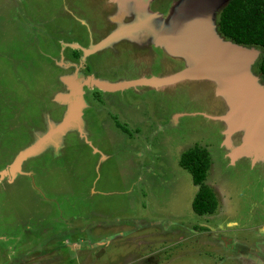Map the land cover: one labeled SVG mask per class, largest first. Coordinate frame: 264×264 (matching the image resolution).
I'll use <instances>...</instances> for the list:
<instances>
[{
    "label": "rangeland",
    "instance_id": "374dc122",
    "mask_svg": "<svg viewBox=\"0 0 264 264\" xmlns=\"http://www.w3.org/2000/svg\"><path fill=\"white\" fill-rule=\"evenodd\" d=\"M137 1L122 13L123 1L0 0V264H264V158L258 150L253 161L229 162L245 133L224 146L229 126L217 118L229 107L212 80L104 92L98 101L82 88L81 136H54L6 182L16 155L62 120L72 84L177 71L180 59L138 39L70 59L64 44H96L104 29L132 20ZM178 1L146 8L166 18ZM254 49L250 72L264 86ZM194 145L210 158L204 184L217 208L208 216L192 212L196 187L178 165Z\"/></svg>",
    "mask_w": 264,
    "mask_h": 264
},
{
    "label": "water",
    "instance_id": "95a60500",
    "mask_svg": "<svg viewBox=\"0 0 264 264\" xmlns=\"http://www.w3.org/2000/svg\"><path fill=\"white\" fill-rule=\"evenodd\" d=\"M113 1L118 4L123 1L121 7L124 12L128 8L126 5L128 0ZM228 1L179 0L170 9L166 18H159V14L147 11V0H139L137 6L128 10L132 20L118 25L96 44L87 48L69 45L70 48L81 51V61H83L87 56L119 40H135L142 34L150 44L161 49L168 56L182 60L185 65L182 69L165 76L116 82L87 77L80 85L72 84L70 101L66 103V112L62 120L16 155L8 167V181L10 182L16 174H20L22 163L37 155L54 136H63L71 129L76 130L81 136L83 123L80 117L85 103L80 97L84 85L110 93L137 87L156 90L183 80H212L217 86L215 93L223 97L229 107L225 115L217 118L219 121H225L229 126L224 133L226 137L223 141L224 146L229 147L230 141L228 143L227 138L232 134L241 130L245 133L239 146L230 148L227 155L229 162L233 164L243 156H248L253 161L258 150L260 157L264 158V86L259 84L257 76L250 72L258 52L253 47L237 45L222 38L214 22L216 12ZM65 98L67 99L68 96H64ZM234 116L237 119L230 122V118ZM257 139L260 145L257 144ZM247 148L248 152L244 153L243 150ZM250 152L251 156L248 155Z\"/></svg>",
    "mask_w": 264,
    "mask_h": 264
},
{
    "label": "trees",
    "instance_id": "16d2710c",
    "mask_svg": "<svg viewBox=\"0 0 264 264\" xmlns=\"http://www.w3.org/2000/svg\"><path fill=\"white\" fill-rule=\"evenodd\" d=\"M216 28L225 40L260 51L256 71L264 82V0H229L218 13ZM67 49L71 60L77 61L81 56L79 50ZM95 93L100 92L95 90ZM94 99L100 98L94 95ZM209 163L206 149L197 145L183 151L178 159L179 167L188 172L192 184L196 187L191 210L197 216L212 215L217 208L212 189L204 184Z\"/></svg>",
    "mask_w": 264,
    "mask_h": 264
},
{
    "label": "flooded vegetation",
    "instance_id": "af4514ba",
    "mask_svg": "<svg viewBox=\"0 0 264 264\" xmlns=\"http://www.w3.org/2000/svg\"><path fill=\"white\" fill-rule=\"evenodd\" d=\"M123 12H124V11H122V13H123ZM116 27H118V26H115V28H116ZM115 28H114V29H115ZM104 31H105V32H104V35L102 36V38H100L101 36H100L99 38H97V42L100 41L101 39H103L108 33L112 32L113 30L106 31V30L104 29ZM99 35H101V34H99ZM99 35H98V36H99ZM136 39H138V43H135V42H134V44H136V46L139 47V48H141L140 45H144V46H145L146 43H147V40L144 38V36H143L142 34L138 35V36L136 37ZM88 42H89V41H88ZM69 43H70V45H71V43H74V42H69ZM69 43H68V44H69ZM89 43H90V42H89ZM127 43L132 44V43H130V42H127ZM141 43H142V44H141ZM68 44H66V45L64 44V46H66L65 48H70ZM75 44L77 45V43H75ZM115 44H116V43L111 44L110 46L107 47V49H108L109 51H111V50L113 49V46H114ZM137 44H139V46H138ZM132 45H133V44H132ZM77 46H78V45H77ZM71 49H73V50H77V49H74V48H71ZM104 50H106V49H104ZM157 50H159V51L162 52V50L159 49V48H158ZM79 51H80V50H79ZM80 52H81V51H80ZM98 52H102V50H100V51H98ZM81 56H82V53H81ZM90 56H91V55H90ZM79 59H80V57H79ZM70 61H71V60H70ZM77 61H78V60H77ZM181 61H182V60H181ZM184 65H185V63L182 61V63L178 65L179 68L177 69V71L180 70V69H182V68L184 67ZM174 72H176V71H174ZM174 72H173V73H174ZM135 78H136V77H135ZM95 79H96V78H95ZM98 79H99V80H102L101 78H98ZM132 80H133V79H132ZM118 81H120V80H118ZM82 88H83V90L86 89L87 91H90V95H91V97L94 96V95H96V96H98V97L100 98V94H101V93H104V92H102V91L97 90V89L94 88V87H91V88H90V87H87V86L84 85V86H82ZM82 88H81V89H82ZM136 89H137V88H136ZM95 90H96V91H99L100 93H95ZM131 90H133V89H131ZM134 90H135V89H134ZM84 108H86V107H84ZM83 116H84V114L82 113V116H81V117H83ZM241 136H242V135H241ZM241 139H242V138H241ZM241 139H240V140H241ZM246 161L248 162V165H251L250 160H246ZM258 169H260V171H262V172L264 173V164H261V165L259 166ZM215 240H217V242L220 241V239H217V238H216ZM222 240H223V239H222ZM223 243H225V246H228L229 243H232V241H230V240H225V239H224V240H223Z\"/></svg>",
    "mask_w": 264,
    "mask_h": 264
},
{
    "label": "crops",
    "instance_id": "0c3cea01",
    "mask_svg": "<svg viewBox=\"0 0 264 264\" xmlns=\"http://www.w3.org/2000/svg\"><path fill=\"white\" fill-rule=\"evenodd\" d=\"M105 49H107V48H105ZM92 55H94V54H92ZM80 59H81V56H80ZM134 89H136V88H134ZM134 89H133V90H134ZM81 116H82V115H81ZM30 140H31V139H30ZM32 140H33V138H32ZM18 151H20V150H18ZM18 151H17V152H18ZM17 152H16V153H17ZM16 153H15V154H16ZM34 157H36V156H34ZM32 158H33V157H32ZM32 158H29V159H27V160H30V159H32ZM27 160H26V161H27ZM238 160H241V159L239 158V159H237L235 162H237ZM26 161H24L23 163L25 164ZM235 162H234V163H235ZM234 163H233V164H234ZM7 164H8V163H7ZM7 164H6V165H7ZM24 164H22V165H24ZM6 165H5V166H6ZM22 165H21V166H22ZM250 167H251V166H250ZM3 169H4V167H3L1 170H3ZM1 170H0V171H1ZM20 174H21V173H20ZM20 174H16V175L14 176V178H13L12 180H10V182H9L8 180H6V182H7L8 184H11L12 182H14V180H15V179L18 177V175H20ZM4 181H5V180H4ZM262 230H263V229H262Z\"/></svg>",
    "mask_w": 264,
    "mask_h": 264
}]
</instances>
